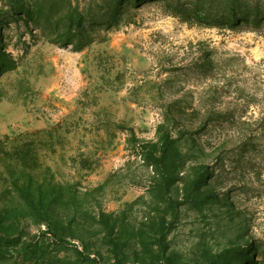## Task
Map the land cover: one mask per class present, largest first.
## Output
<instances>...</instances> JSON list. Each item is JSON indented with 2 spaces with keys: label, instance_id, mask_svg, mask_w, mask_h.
Instances as JSON below:
<instances>
[{
  "label": "rangeland",
  "instance_id": "1",
  "mask_svg": "<svg viewBox=\"0 0 264 264\" xmlns=\"http://www.w3.org/2000/svg\"><path fill=\"white\" fill-rule=\"evenodd\" d=\"M0 217V264H264V0H0Z\"/></svg>",
  "mask_w": 264,
  "mask_h": 264
},
{
  "label": "trees",
  "instance_id": "2",
  "mask_svg": "<svg viewBox=\"0 0 264 264\" xmlns=\"http://www.w3.org/2000/svg\"><path fill=\"white\" fill-rule=\"evenodd\" d=\"M134 2H135V4H140L141 2H142V0H134ZM106 15L104 14V17H105ZM233 18H234V20L236 21L237 20V18H235V14L233 15ZM257 21H258V19H257ZM76 25L78 26V27H82V23L80 22V21H78L77 23H76ZM0 222H1V217H0Z\"/></svg>",
  "mask_w": 264,
  "mask_h": 264
}]
</instances>
